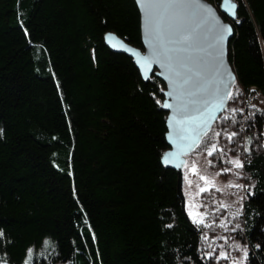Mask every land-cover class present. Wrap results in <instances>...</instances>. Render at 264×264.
Instances as JSON below:
<instances>
[{
    "label": "trees",
    "instance_id": "trees-1",
    "mask_svg": "<svg viewBox=\"0 0 264 264\" xmlns=\"http://www.w3.org/2000/svg\"><path fill=\"white\" fill-rule=\"evenodd\" d=\"M233 1L240 95L187 161L223 150L210 168L243 186L232 234L244 264H264V0ZM107 32L143 48L135 0H0V264H26L31 248L45 249L34 264H216L161 160L166 84L145 81Z\"/></svg>",
    "mask_w": 264,
    "mask_h": 264
},
{
    "label": "water",
    "instance_id": "water-1",
    "mask_svg": "<svg viewBox=\"0 0 264 264\" xmlns=\"http://www.w3.org/2000/svg\"><path fill=\"white\" fill-rule=\"evenodd\" d=\"M135 2L141 15L143 48L130 44L113 32L105 34V42L113 51L131 57L145 81L155 73L166 84L163 104H173V108L163 107L168 113L166 139L169 147L161 160L165 167L178 174V194L182 209L189 218L183 190L187 156L200 145L206 136L203 132L208 134L227 110L230 99L217 106L216 89L227 84L230 75L235 77V85L237 83V75L229 60L237 3L223 0L218 9L208 0H155L158 6L147 10L146 15L145 0ZM222 13L231 22L226 21ZM220 27L231 28V34L226 35L222 43L218 42ZM145 58H158L160 63H151L146 68ZM176 95L181 97L179 101L174 99ZM204 101H208V110L200 116L198 109L205 107ZM178 104H187V110L178 112ZM210 114L214 119L206 127L201 125L197 128L200 121L208 119ZM193 129H197L200 135L197 136ZM193 139L199 140L198 145L192 143Z\"/></svg>",
    "mask_w": 264,
    "mask_h": 264
},
{
    "label": "rangeland",
    "instance_id": "rangeland-1",
    "mask_svg": "<svg viewBox=\"0 0 264 264\" xmlns=\"http://www.w3.org/2000/svg\"><path fill=\"white\" fill-rule=\"evenodd\" d=\"M259 105H264V97L258 95ZM195 165L197 171L194 173L192 167ZM186 174V186L184 190L187 211L190 217L193 219V213L197 214V219L203 218L204 229L209 230V234L206 235L205 248L210 258L216 260V264H240L244 259V252L246 246L242 244L233 232V225L231 218L233 219L234 208H239L240 202L243 195L242 187H229L228 185H241V182L234 178L223 179L217 172L210 168L208 154L201 152L199 154H194L188 158L187 167L185 169ZM201 177H206L207 180L201 179ZM191 181V184L189 183ZM207 181H214V186ZM215 188V189H214ZM201 189H207L206 191L212 192L214 194L213 201L209 208H203L201 206V201L203 193ZM219 189V190H218ZM221 193L219 194L217 193ZM203 194V195H202ZM231 210L234 211L231 214ZM225 211V215L223 212ZM217 216L215 218H210L209 216ZM230 215L231 218L226 217ZM212 219V220H211ZM194 220V219H193ZM206 223V224H205ZM225 225L226 227H221ZM239 246V247H237ZM45 250V249H44ZM44 250L35 251L31 248L28 252V257L26 262L34 264L32 257L35 253H42ZM227 255V259H220L219 257ZM248 254V251H247Z\"/></svg>",
    "mask_w": 264,
    "mask_h": 264
},
{
    "label": "snow or ice",
    "instance_id": "snow-or-ice-1",
    "mask_svg": "<svg viewBox=\"0 0 264 264\" xmlns=\"http://www.w3.org/2000/svg\"><path fill=\"white\" fill-rule=\"evenodd\" d=\"M157 6L158 5L155 3V0H145L146 15L148 14L147 10L155 8ZM218 33H219L218 42L222 43L224 41L226 35L231 34V28L230 27H220L218 29ZM154 62L155 63H160L158 58H145L144 59V64H145L146 68H147L148 65H150L151 63H154ZM161 66H164V65H161ZM229 75H230V73H229ZM234 87H236V85H235V77L230 75V79H229L228 83L224 84L222 86V88L216 89V91L214 93V95L217 97V100H218L217 106H222L227 100L232 99L234 95L235 96H239L240 95V91H239L238 88H236V92L235 93H233L231 91V89L234 88ZM168 95L172 96L173 93H169ZM174 99L179 101L181 99V97L179 95H176V96H174ZM204 105H205V107L203 109H198V111L200 112V116H203L204 113L208 110V108H207L208 101H204ZM162 106L165 107V108H173V104H170V103H165ZM187 107H188L187 104H178L177 105V111L178 112L186 111ZM233 111H235V110H233ZM211 119H214V116L210 114L208 119L200 121V124L197 125V128H200L201 125L206 127L209 124V121ZM192 131L193 132H197V129H193ZM199 135H200V133L197 132V136H199ZM203 135H207V132L206 131L203 132ZM219 135H220V133L217 132L216 136H219ZM235 135H236V133H231L228 136V139L231 140L232 137H234ZM192 143L198 145L199 140L198 139H193ZM189 147L191 148L192 145H189ZM216 151H220L221 153L223 152L222 149H217L216 144H212L211 150L208 151V155L211 156L213 154V152H216ZM230 163H232L235 168H242L243 167V164L240 163L239 160H233V161H230ZM185 167H187V165H185ZM192 171L194 173L197 171L195 165H193ZM224 171L227 172V171H230V170L229 169H225ZM237 175H238V173H237ZM201 179L207 180L206 177H201ZM207 182L214 186V181H207ZM189 183L191 184V181H189ZM228 186L229 187H243L241 185H231V184L228 185ZM206 190L207 189H201V191H206ZM192 215H193V219H194L195 223L204 224L203 218L197 219V214L196 213H193ZM221 227H226V226L225 225H221ZM0 235H2V233H0ZM237 247H239V246H237ZM219 258L220 259H227V255L225 254V255H223V256H221ZM244 259L245 260L247 259V251L246 250L244 252ZM26 264H30V262H26ZM240 264H243V261H241Z\"/></svg>",
    "mask_w": 264,
    "mask_h": 264
}]
</instances>
